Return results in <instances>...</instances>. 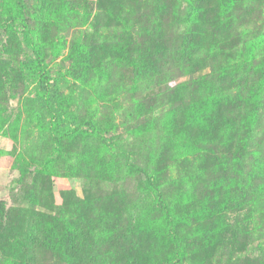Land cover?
<instances>
[{"label": "rangeland", "instance_id": "1", "mask_svg": "<svg viewBox=\"0 0 264 264\" xmlns=\"http://www.w3.org/2000/svg\"><path fill=\"white\" fill-rule=\"evenodd\" d=\"M0 3V264H264V0H26L59 151Z\"/></svg>", "mask_w": 264, "mask_h": 264}, {"label": "trees", "instance_id": "2", "mask_svg": "<svg viewBox=\"0 0 264 264\" xmlns=\"http://www.w3.org/2000/svg\"><path fill=\"white\" fill-rule=\"evenodd\" d=\"M8 12L4 25L6 35L12 38V34L15 32V26L19 25L23 33V40L27 47L32 51L31 55H27L23 61V65L28 68L30 67L34 73L41 75L39 81V88L43 91L45 97V105L49 113L51 114V132L53 141L55 143V150H61L60 142L64 138L72 139L78 133H91L97 137H101L103 141L109 144L108 137L104 136L102 129L93 120L79 121V117L70 110L72 106V100L74 95L62 96L59 95L50 83L49 70L45 66V57L41 55L40 48L34 37V31L31 29L30 19L27 15L26 0H6ZM2 7L0 3V8ZM9 75V73H8ZM79 121V122H78ZM131 169H137L144 173L147 177V188L154 194V199L160 209L166 213V223L169 226L172 234L175 237L176 225H175V214L172 213L169 205L163 198V192L156 182V178L153 174L149 173L145 168L139 167L134 163H130ZM45 169H50V162L45 165ZM25 170L21 176H24ZM1 210L4 211V206L1 203ZM77 229L74 230L72 227L73 234ZM176 238V237H175ZM4 250V249H3ZM176 262H181L182 255L180 249L176 255Z\"/></svg>", "mask_w": 264, "mask_h": 264}]
</instances>
